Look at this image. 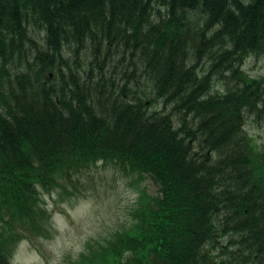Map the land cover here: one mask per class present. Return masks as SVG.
Here are the masks:
<instances>
[{
    "label": "trees",
    "instance_id": "1",
    "mask_svg": "<svg viewBox=\"0 0 264 264\" xmlns=\"http://www.w3.org/2000/svg\"><path fill=\"white\" fill-rule=\"evenodd\" d=\"M250 57L264 0H0V264L51 233L46 194L103 163L157 193L63 264H264Z\"/></svg>",
    "mask_w": 264,
    "mask_h": 264
},
{
    "label": "rangeland",
    "instance_id": "2",
    "mask_svg": "<svg viewBox=\"0 0 264 264\" xmlns=\"http://www.w3.org/2000/svg\"><path fill=\"white\" fill-rule=\"evenodd\" d=\"M85 61V60H84ZM86 62V64H85ZM82 69L87 71L85 61ZM245 70L264 76V59L250 57ZM146 89H150L146 86ZM249 134L264 149V125L249 122ZM98 164L71 181L65 189L43 199L51 213L52 227L45 238L28 239L17 245L13 264H63L76 260L90 243L102 242L131 225L134 213L157 193L152 180L119 165Z\"/></svg>",
    "mask_w": 264,
    "mask_h": 264
}]
</instances>
